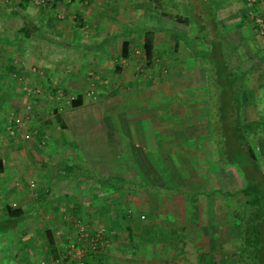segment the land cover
Masks as SVG:
<instances>
[{
  "label": "crops",
  "instance_id": "obj_1",
  "mask_svg": "<svg viewBox=\"0 0 264 264\" xmlns=\"http://www.w3.org/2000/svg\"><path fill=\"white\" fill-rule=\"evenodd\" d=\"M4 2V0H0V4ZM92 2H95V4H92ZM92 2L90 3L91 5L86 6L84 4H79L78 0H46V2L41 4L42 6L35 7L36 3H39L37 0H11V13L24 16L26 21H23L19 26L15 27L16 29L13 31L12 37L8 38L4 35L0 36V45H2L4 49L6 48L3 43H10L8 49H6V53L0 48V88L2 89V93L0 94V264H75L77 259L73 257L75 254L72 255L73 249L71 247L74 242L77 244L79 241L77 240L78 231L75 227V220L78 217L85 218L84 215H86V218L88 217L92 220L96 218V220L106 221L107 219H105V217L107 216L105 214L106 212L110 213L107 209L109 208V204L107 203L106 207L103 206V202L107 200L106 197L108 196L106 192L108 194L112 192V194H110L112 199L110 210L113 209L114 206L118 207L117 209L119 210H117V213L120 215L117 213H115L116 215L112 212L110 213L115 221L117 219L120 220V217H123L121 212L130 207L131 203L140 206L137 204L139 199L144 200L158 196L161 199H168L172 202H176L175 199L178 196L175 194L180 193L178 194L180 197L184 194L185 198L191 200L190 202H195L196 197L194 194L200 192V189L198 190L199 172L195 166L196 161H194L191 154L183 150L181 146L186 143V140H192L191 135L194 132V129H192L193 123H198L202 126L204 120L206 121V128L202 129V135L205 140L210 136L214 145V139L210 135L208 114L206 119H204V117H201V109L198 113L190 112V106L200 103L197 101L195 104H191L188 108L185 107L184 110H180L181 112H173L174 103L170 101H176L179 92H182V90L177 87L174 90L173 87L169 86L164 88L165 86L162 87L159 85V87H157L158 89H165L163 90L164 95L158 90L155 93L158 97H154L152 95V90L155 89V85L150 86L144 83L143 85L147 89L150 87L153 88L151 90V102L149 104L150 108H153V110L151 109V113L148 111L149 108L144 104V100L150 98L149 94L146 96L142 95V92L140 93L137 90V85L134 83L135 79H138L136 78L137 76L134 77V74H137L138 69L143 71L145 70V67H148L149 70H151V73L147 75L153 74V77H155L156 73H160V68L157 64L159 60L163 58L162 55L167 56L163 50L168 47L169 50H174L176 42H164V45L160 47V37L158 36L159 34L157 31L160 26H150L145 22L138 23L136 21L137 23H131L129 20L127 22L124 21L123 29L120 30L118 28L120 27L118 26V14H112L114 13V9H108L107 5L109 2H105L104 6L100 4V0H92ZM252 2L257 8H259L258 6H262L264 9V0H252ZM240 3L241 0H221L216 5L215 12L219 18L223 19L224 23L230 24L235 21L234 14L237 16L240 13L239 10L242 6ZM49 4H52L50 5L52 7L50 12L54 13L53 16L47 14L49 13L48 9H50L48 8ZM63 5L66 7L63 8ZM249 6L250 0H248L247 8ZM1 7L2 6L0 5V23L3 21V19H1ZM153 8L155 7L150 6L149 3H147L144 9L146 11L143 16L154 14ZM236 8L239 10L233 14L231 19H228L231 16L230 12H234ZM127 9L128 8L125 9L124 6H121V13L128 14ZM71 12L75 19L74 22L76 21L80 24L81 22L84 23L87 19L86 21H88V24H93L95 31L105 30L106 28L112 30L118 28V31H108L101 36L99 35V37L96 35L92 41L84 43L90 45V48L83 57L88 55L91 56V59L92 57L94 58V61L96 62L94 66L95 76L104 79L101 80V84H98V87L93 84L97 97L96 99H93L95 102H91V113L93 112L94 116L92 117V120H94V122H101V126H99V128L97 126L95 128L90 126V128H92L91 134H93V142L96 139L103 141V143L101 142L99 150H89L87 154L85 151H82L85 150L84 148L81 150L85 156L88 155L89 162L93 164L92 169L99 178L97 180L89 179L91 183L88 181V184L92 186V190L89 197L83 198H81V195L78 194V192H75L74 189L67 194L62 191L51 197L47 196V192L44 190L45 185L48 184H46L47 182H43L41 176H43V178L44 176L50 178L53 181L51 182V186L57 183V179L52 177L49 168H43L42 166L44 164V157L48 155H46V152H44L39 143V135H42L44 132H46V135L49 133L48 125L47 127L44 126L45 128L40 131L35 128L34 133L28 138L23 136L25 132L29 131L28 125L16 126L13 133L8 127L9 121L14 115L13 113L16 112L14 109L17 107L18 109L24 110V113L28 114L25 109V104L21 105L18 100V93L20 91L22 95L23 92L26 97H29L27 90L24 88L30 87V84H26L28 81L27 79H29V71L31 70L29 62L33 61V59L39 55V53L30 55L28 54V48L25 50L23 47L22 50L24 54L17 55L16 48L13 47L21 44V46H23L24 39L22 37H26L28 40L33 39L31 37L34 34L32 30L39 27V24H46V28L51 27L53 29L55 27L57 29L59 28V30L63 29L61 21L64 20L63 17H65V15H70ZM237 18L239 17L237 16ZM28 21L35 26L33 27L32 25V30L26 28L25 22ZM6 24L12 29L14 28V25L11 22L8 21ZM72 26L71 30L73 31V28L76 27L75 23H72ZM139 26L150 28L154 30L155 33V54L153 61L150 64L147 63L142 48L143 31L141 28L139 29ZM261 26L263 28L264 23ZM262 32L264 31L262 30ZM71 33L72 36L69 37V39L65 38L63 39L64 41H56L61 45L70 46L71 48L69 49L75 52L83 43L79 38L78 32ZM21 34H24V36H21ZM75 34L77 35L75 36ZM119 36H121V39L119 38V47H117L118 51L114 54L110 52L107 53L106 51L108 50L107 47H109V44ZM103 37H105L107 41H100ZM168 38L171 39V36L169 35ZM126 39L129 41V52L124 55L122 52V41ZM27 42L28 41L26 40V44ZM165 45H167V47H165ZM60 53L61 54L58 53L56 56L52 55V57L54 56L56 58L45 59L44 56H41V59H38L40 65H43V69L40 70L42 73H40V76L38 77H40V80L42 78L45 83L47 82L51 87L50 89L54 92L57 90L61 91L63 87L66 90L73 92V98L70 99L71 105L73 99L77 100L78 97H81V104L77 106L79 108L85 107L83 105L86 103V90H83L82 87L80 88V84H77L78 81L75 79L77 78L76 74L70 75L63 71L67 66L66 63L70 62L72 66L74 65L76 67L78 61L80 64L81 58L78 56L77 58H66L67 54H63L62 51ZM251 53L253 60L252 63H259H257L258 68H253L252 66V68H248L246 77L248 78L249 76L252 79L253 74H255L257 69H264V45L263 47L252 50ZM169 58H171V56ZM189 58V62L192 63L191 57ZM112 59L117 61L114 65L111 64ZM184 60L188 62L186 59ZM4 72L6 74H4ZM109 75L125 78L124 80L131 83L132 88L127 85L129 89L126 90L127 88L125 86L117 87L118 85L114 83H112L113 86L110 84H104L107 83L106 77ZM6 76L9 77L8 81L10 84H7L6 82L4 83ZM144 78L145 82L150 81L147 80L146 77ZM108 81L111 82L110 80ZM247 81L248 80H245V82ZM13 82H15V84ZM261 83L262 84L252 83L250 85V87H252L250 88L252 89L251 92L256 93L258 91L256 89L258 86L264 87V78ZM83 84H85V82L82 80L81 85ZM244 88H246L245 84ZM182 89L187 91L185 88ZM123 92L125 93L123 94ZM146 92L148 93V90H146ZM5 95L6 98L8 96V99L4 100L2 97ZM117 97L119 98V102L117 104L114 102L111 103L112 99ZM202 97L200 99H202ZM167 98L169 99L168 101H166ZM241 99L240 96V115L241 110L244 107ZM255 100H257L256 97ZM98 102H101V104L104 103V108H102ZM55 103L60 105L59 108L57 106L55 108L56 113L59 114L58 116L61 122L58 123V125L60 124L61 127H65L69 124L67 117L64 114L67 111H65L67 107L65 99L61 97L58 99V102ZM141 103L143 104V115H133L129 112L128 109L132 108L131 105L141 108ZM162 111L164 113L163 116ZM193 114L197 115L193 117L194 121H190ZM255 117L257 116H252L246 120H243L242 117L241 118L243 121H247L256 120ZM84 120L87 119L81 118L79 124L86 123ZM178 124L183 125L181 126L180 131H177L179 134H176L173 129L174 126ZM187 124H190V128ZM170 129H172V131ZM38 132H40V134ZM73 133H71V135ZM80 133L81 131L77 135L74 133L72 136H68V139H71L76 145L77 142H79L78 135H80ZM200 134L201 132L198 131L197 135ZM256 139H261L262 143L255 142L254 140L253 143H250L257 155V165L255 167L251 162H247L248 165H246L247 171L255 177L261 171H264V134L257 135ZM93 142L90 143L93 144ZM77 149L78 151H76V153H78L81 148L77 147ZM217 150L218 149L215 148L214 156L217 158L216 161L219 164L221 162H227L228 164L235 165L237 170L239 169L238 171L235 169L230 171L233 177L242 173L241 166L238 165L236 161L231 162L228 160L224 161V159L221 160L220 154ZM209 152L211 153L210 150ZM66 154L69 155L70 153L66 152ZM66 154H63L62 156ZM54 155L55 154H51V157ZM35 158L38 160L35 161ZM226 168H231V166L227 165ZM223 170H225V168ZM233 170H235V173ZM58 176L66 177L67 175H65L63 169H60L57 174V177ZM114 178L130 179L140 183L149 184L162 190L159 192L144 190H136L134 192L122 188H119L118 190V188H114L112 182V179ZM32 182H34V184ZM35 183L36 188H34ZM236 185L237 186L232 191L228 192L232 194L236 193L242 186H244V184L240 185L237 183ZM48 188L49 187L46 189ZM100 188H105L106 192L104 195L99 191ZM202 189L203 191L201 192L207 197H213V195H216L219 192V189H217L216 186H206V188ZM135 199L137 201L134 203ZM144 203L146 206L152 205L151 203ZM9 206L14 208L12 215H9L7 211ZM214 208L215 206L207 211L211 215V219L215 218L211 224L206 222L204 225H197L194 227L196 235H200L198 238H201L203 241L207 239L209 245L204 247L200 246L199 250L196 253H192V255L191 253L189 254L187 246L183 248V246L176 247L171 244L169 246L159 247L155 244L154 238L145 236L157 235L152 232V234L144 233L143 231L147 226L144 225L143 230L140 228L141 226L139 223L137 227L139 239L134 240V244L132 243V245H125L123 242V236L126 234L125 231H131L133 233V225L136 226V224H133V221H130L124 223L125 229L121 227V225L117 228H114L111 225V228L114 229L115 232L113 235L114 239L111 240L110 245L103 251L95 254V256L98 257V259H96L100 264H182L183 260L186 261L183 264H191V262H193L192 264H198L197 257L199 252H216L223 254L220 258L222 264L225 262V264H240V258L239 260L235 258V261L232 259L233 256H238V249L236 250L238 245L232 246L234 248V253L230 256L229 253L232 254V252H230V245H228L229 242L228 244L224 243L226 237H237L239 243V226L237 231L233 228L231 235L226 234L225 232H227V228H225V222L218 220L224 216L218 209H215L214 211ZM148 209L150 210V208ZM168 210L171 211V208H168ZM187 212L188 216L191 218L192 215H189L190 210ZM82 214L84 215L82 216ZM109 218H111V216H109ZM190 218H182L179 220L183 222L179 227L181 231L182 229L184 231L186 228L187 232H189L190 228H188V226L192 227V222L189 223V220L193 221V219ZM170 219H173L172 216H170ZM71 221L73 224L72 232L70 230ZM215 223L216 228L214 227ZM210 225L214 228L211 229ZM105 226L110 228V225ZM157 227H160V222H158ZM179 234L182 233L179 231ZM70 237L71 239L68 240L67 238ZM65 239H67V241H65ZM129 250L131 253H128ZM51 255L54 257L53 263L50 257ZM95 256L88 255V261L93 262ZM189 256L192 259H189ZM64 259L65 263L63 261ZM179 260L182 261L180 262ZM220 260L217 258L216 262L218 263Z\"/></svg>",
  "mask_w": 264,
  "mask_h": 264
},
{
  "label": "rangeland",
  "instance_id": "obj_2",
  "mask_svg": "<svg viewBox=\"0 0 264 264\" xmlns=\"http://www.w3.org/2000/svg\"><path fill=\"white\" fill-rule=\"evenodd\" d=\"M5 2L0 4L1 7V19L3 21L0 23V36L4 35L7 36L8 38L13 36V31L16 29V26H19L23 21H26L25 17L20 15V14H13L11 13L12 11L10 8H12V3L11 0H4ZM39 3H36L35 7H39L43 2H46V0H37ZM221 0H171L169 1L166 5L165 8H169V10L173 11H181L182 15L185 16L191 12L193 15L190 18V21L187 22H180L176 21L172 18H168L165 15L161 13V9L155 7L153 8V13L152 15L148 16H143L146 10L145 6L147 3H149L150 6H152L150 0H100L101 5H105V2L108 3V9L113 10L114 13L112 14H118V20H119V25L118 27L120 30L123 29L124 21H130L131 23H140V22H145L146 24L148 23L150 26H157L158 28V36L160 37V47L164 45V42H170L172 41L176 42V45L174 46V50H169V47L163 50L167 56H163L162 59L159 60L157 66H159L160 73H156L155 77L151 75H147L151 73V70H149L148 67H145V70L141 71L138 69L137 74H134V77L138 78L137 80L135 79L134 83H136L137 90L141 93L142 95L146 96L149 94V99L144 100V104L149 108L148 111L153 110V108H150V102H151V90L153 88L147 89L143 84H148L150 86L155 85V89L157 90H152V95L154 97H158L157 94H155L158 90L164 95L163 90L165 89H158L159 85H161L164 88L167 87H173L174 90L177 88H180L182 92L180 91L178 94V98L176 101L172 100L170 102H173V112H181L180 110H184L185 107L188 108L191 104H195V102H200L198 104H195L193 106L189 107L190 112L195 113L199 112L200 109L202 110V115L201 117H204L206 119L207 114L209 113L208 109V104L206 102L207 100V93L206 90L203 88V85L205 83V64H201L199 61L200 59L195 56L192 51L188 48V46L183 42L181 38V33L185 32L189 37H193L194 39V45L198 47H202V49L197 50L199 54L203 53L204 55L209 54L211 52L210 45L207 41L204 39H198L195 38V31L198 29L196 24V20H199L198 16H202L203 19H206V22L209 24L210 28H213L212 22L210 20L211 17L216 14L215 12V7L216 5L220 2ZM92 0H78L79 4H84L86 6L91 5L90 3ZM35 3V2H34ZM165 3V2H164ZM92 4H95V2H92ZM128 4V5H127ZM225 4V3H224ZM242 6L239 9H235L234 12H230L231 16L228 19H231L233 17V14L236 13L237 10H239V15L237 16L234 14L235 21L232 23H224L222 18H219V16L216 14L214 17L215 20L217 19V22L219 24V27L222 30V33L224 34L222 37H224V42L226 45H230L227 40L233 42L236 44L237 52L239 51L240 53V61H238L239 64L242 65L243 68H258L257 63H252V50L263 47L264 45V27L262 28L261 23L256 28H254V19L257 20V17L260 19L262 15H257V12H261L264 14V9L262 6H258V11H254V15L252 11L248 12L247 8V0H241ZM52 4L48 5V12L47 13L49 16H53V12L51 13V6ZM42 6V5H41ZM45 6V5H43ZM121 6H124V8H128V14L126 13H121ZM237 6V5H236ZM239 6V3H238ZM66 6L63 5V8ZM44 8V7H43ZM47 10V8H46ZM134 10V11H133ZM64 11V10H63ZM246 12V16L243 17L244 13ZM140 13V14H139ZM73 13L71 12L70 15H65L64 20L62 22V27L63 29L59 28H46V24H39V27H36L35 30H32L33 27H35L30 21L25 22L26 28L31 29L32 32L34 33L31 37L33 39H29L26 37H22L24 39L23 46L17 45L16 47V53L17 55H20L23 53L22 47L25 48V50H29L30 55H35V53H39L33 61L29 62L30 64V71L28 74L29 79H27L26 84H30V88L36 89L37 87L40 88L39 91H32L28 96L24 95L25 93L19 91L18 93V100L21 103V105L26 104L27 102H30L32 104V109L29 112V114L24 113L22 109H14L16 112L13 113L14 115L17 114H22L24 118L23 125L29 126V132L30 136L34 133V129H38L40 131L41 129L43 130L47 125H48V131L49 133L46 132L42 133L40 136L39 143L41 144L42 149L44 152H46V155L44 158V164L42 165L43 168H49V171L52 175V177L56 178V184L51 186V182H53L50 178L47 176H41L42 180L44 183L48 184L45 185L44 190L47 192V196L51 197L52 195L58 194L60 192H65L66 194L69 193L74 189L75 192H78L80 194L81 198L83 197H89V194L92 190V186L88 184L89 179H84L82 177H75L77 176L80 172L81 173H89L87 172L88 166L90 169L92 168L93 164L89 162V158L84 155V153L81 152V150L84 148L86 154L90 150H99L101 146V140H94L93 142V134H91L92 128L91 127H98L101 126V122H94L92 120L93 112L91 113V102H95L97 97V93L94 89V86L96 85L98 87V84H101V80L104 78L97 77L95 76V61L94 58L91 56H84L85 53L88 51L90 48V45L84 44L87 42L92 41L96 35L99 37V35H103L105 32L111 31L115 32L118 31V28L108 29L106 28L105 30H94L93 24H88V21L85 20L84 23L78 24L76 21L74 22L73 18ZM120 16V17H119ZM263 20H264V15H263ZM252 19V20H251ZM11 22L14 25V28L12 29L9 27L6 23ZM137 21V22H136ZM262 21V20H261ZM6 22V23H5ZM72 23H75V28L72 29ZM122 24V27H121ZM33 25V27H32ZM258 25V24H257ZM51 26V25H49ZM181 31V33L179 32ZM71 32H78L79 38L82 41V46L78 47V50L73 52L69 48L70 46L66 45H61L59 42L56 40L62 41L63 39H69V37L72 36ZM96 34H95V33ZM214 34V33H213ZM58 35V36H57ZM77 34H75L76 36ZM171 36V39L168 38V36ZM21 36H24V34H21ZM46 38V39H44ZM110 39L109 37H107ZM121 39V36L118 38L114 39L110 44L108 50L106 51L107 53H115L117 50L118 43ZM100 39V38H99ZM26 40L28 41L26 44ZM102 42L107 41L105 37L100 39ZM192 40V39H190ZM64 41V40H63ZM9 42L8 43H3L6 49L9 47ZM168 45V44H167ZM165 45V47H167ZM172 45V44H171ZM231 46H227V50ZM1 50L6 53V49L2 45H0ZM210 48V49H209ZM236 48V47H235ZM62 51L63 54H67L66 58L70 57H80V64L78 61V65L76 64V67L69 63H66L67 66L66 68L63 69L64 72L69 73L70 75L76 74L77 78H75L78 83L80 84V88L82 87L83 90H86L85 96H86V103L83 105L85 107L79 108L78 106H73L70 103V99L73 98L72 94L73 92H70L69 90H66L64 87L61 89L62 95L59 98H64L65 99V104L67 105L65 109V115L67 117V120L69 124L65 127H61V125H58V121L56 119V111L55 108L56 106L59 108L60 105H57L55 102H58V92L53 91L50 89L51 87L49 84L43 81L39 74L42 73L40 70H42L43 65L41 66L40 63L38 62V59H41V56H44L45 59L48 58H56L58 53L61 54L60 52ZM33 52V53H32ZM84 52V54H83ZM171 52V53H170ZM24 54V53H23ZM52 55H54L52 57ZM175 55V56H172ZM114 56V55H113ZM112 56V58H113ZM171 56V58H169ZM201 56V55H198ZM34 57V56H33ZM115 57V56H114ZM192 59V63L189 62L190 58ZM64 58V59H66ZM114 59V58H113ZM111 61V64H115L117 61L113 60ZM184 59H186L188 62H186ZM236 61V60H235ZM8 62V61H7ZM110 62V61H109ZM167 63V64H166ZM65 64V65H66ZM164 64V65H163ZM252 64V65H250ZM252 66V67H251ZM41 67V69H40ZM142 67V66H141ZM7 68V67H6ZM75 68V69H74ZM158 68V69H159ZM5 69V68H4ZM147 70V72H146ZM8 73V72H7ZM11 73V72H10ZM4 74H6L4 72ZM143 74V75H142ZM256 74V75H255ZM255 74H253L252 79L248 76L246 77L245 80H248L244 84L246 85V88L241 90L240 96L241 100L243 103V109L241 110V117L243 120H246L252 116H257L255 117L257 120V124L253 125L254 129L249 130V142L253 143L255 142H261V139H256L257 135L264 134V87L258 86L256 88L258 91L256 93H252L250 88V85L253 83H259L262 84L263 78H264V69L259 68L256 70ZM31 75V76H30ZM81 75V77H80ZM120 75V74H119ZM142 75V76H141ZM21 76V75H20ZM141 76V77H140ZM149 76V77H147ZM80 77V78H79ZM106 77V76H105ZM147 80H150L148 82H145V78ZM6 79L4 80V83L6 82L7 84L9 83V77L6 76ZM107 78V83L104 84H110L112 83L117 84V87L125 86L128 90L129 87H131V83L129 81L124 80L125 78L123 77H114L112 75H109ZM251 79V80H249ZM82 80L85 82V84H82ZM110 80L111 82H109ZM2 83V84H4ZM15 84V82H13ZM129 83V84H128ZM138 83V84H137ZM94 84V86H93ZM47 85V87H46ZM129 85V87L127 86ZM146 85V86H148ZM113 86V85H112ZM160 86V87H161ZM139 87V88H138ZM3 88V87H2ZM185 88L187 91H184ZM56 89V87H55ZM0 88V94L1 92ZM148 90V93L146 92ZM245 90V91H244ZM126 92V91H125ZM123 92V94L125 93ZM167 95V94H165ZM2 96V95H1ZM203 96V97H202ZM202 97V99H200ZM255 97L257 100H255ZM2 99H8V96L6 98V95L2 97ZM29 100V101H28ZM143 100V99H142ZM169 99L167 98L166 101ZM251 100V101H250ZM254 101V103H253ZM26 102V103H25ZM103 102V101H102ZM117 104L119 102V98L112 99L111 103ZM102 108H104V103L101 104V102H98ZM136 103V102H135ZM143 103V102H142ZM140 104L141 108L135 107V105H131L132 108L128 109L129 112H131L133 115L135 114H142L143 115V104ZM214 113L213 115H218L220 112V107L219 105L216 107L211 108ZM24 113V114H23ZM218 113V114H217ZM163 111H162V116H163ZM197 114H193L191 117L190 121H194V118ZM200 115V114H198ZM219 119L220 116L218 115ZM81 118H86L87 120H84L86 123H81ZM216 123L217 120L216 118L209 119V124L211 122ZM182 121V120H181ZM189 122V121H188ZM187 122V123H188ZM213 122V124H214ZM202 126L198 123H193L192 129H194L192 136V140H186V143L181 146L183 150L187 151L191 156L193 157V160L195 162V166L199 172V188L200 192L195 193L194 196L196 197L195 202H190L191 200L188 198H185L184 194L181 195V197L178 195L180 193H176L178 197L175 199L176 202H172L171 200H164L159 198L158 196H155L150 199H139L137 204L140 206L131 203L130 207L124 209L121 214L123 217H120V220H114L112 215L110 213L112 212L113 214L117 213V208L114 206L113 209L110 210V203L112 202V199L110 197V194H108L105 191V188H100L99 191L104 195H108L103 202V206L106 207V204H109V210L110 213L106 212L105 219L106 221H100L95 219H89L88 217L86 218V215H84L85 218H83L86 222L90 223L91 225H96V224H103V225H111L114 228H117L121 225L125 229L124 223L133 221V224H136L134 226V231L133 233L131 231H125L126 234H124V240L123 242L128 245H132L134 240L139 239V236L137 234V227L138 223L140 224V228L143 229L144 225L147 226L145 230L143 231L144 233H155L157 236H148L145 235L146 237H151L155 238L154 242L157 244L159 247L163 246H169L172 244H175L176 246H187V250L189 251V254L191 253H196L200 246L204 247L209 245V242L207 239L203 241L201 238H198L200 235H196L195 231V226L197 225H204L206 222L211 224L212 221H214L211 215L207 212L211 208L218 209L219 212L224 216L223 218H219L218 220L224 221L225 222V228H227L226 234H232L233 228L235 231H237L238 224H239V219L242 213V209L246 200V196L242 194L241 192H236V193H229L228 191H232L237 185H243L245 184V179L243 177V174L240 173L238 176H232L231 170L235 169L237 170L236 166L233 164H228L227 162H221L220 164L216 161L217 158L214 156L215 155V147L213 145V142L211 141L210 136L205 140L204 136L202 135V129L206 128V121L204 120L202 122ZM82 125V127H81ZM183 125V124H182ZM180 124L174 126V133L179 134L177 131H180L181 126ZM187 126L190 128V124H187ZM81 127V128H80ZM83 128V129H82ZM169 128V127H168ZM82 129V130H80ZM172 131V129H170ZM81 131L80 135H78V141L77 144L75 145L71 139H68V136L71 135V133H75L76 135L79 134ZM170 131V132H171ZM198 131L201 132L200 135L198 134ZM40 134V132H38ZM62 133V134H61ZM73 133V134H74ZM208 133V132H207ZM72 134V135H73ZM71 135V136H72ZM24 136V135H23ZM251 138V140H250ZM255 138V139H254ZM254 140V141H253ZM77 141V140H76ZM90 142H93L90 143ZM181 142V141H180ZM182 143V142H181ZM250 143V144H251ZM252 145V144H251ZM77 147L81 148L78 153ZM211 151V153L209 152ZM66 152H69L70 154L67 155ZM180 152V151H178ZM234 152V151H233ZM231 152V153H233ZM51 154H55L53 157H51ZM63 154H66L62 156ZM234 154H236L234 152ZM60 155V156H59ZM237 154L234 155V158H237ZM226 157V156H225ZM239 157V156H238ZM51 158V159H50ZM35 161L38 159H34ZM43 161V160H42ZM226 161V158L224 159ZM73 164V169L70 172L69 176L66 177H61L58 176V171L63 168L64 164ZM76 163V164H75ZM228 166H231V168H226ZM39 166V165H38ZM87 168V169H85ZM225 168V170H223ZM227 169V170H226ZM235 170L233 172L235 173ZM239 170V169H238ZM237 170V171H238ZM237 173V172H236ZM231 176V177H230ZM75 177V178H74ZM233 177V178H232ZM35 182V181H34ZM34 182H32L34 184ZM91 183V181H89ZM31 183V182H30ZM206 186L209 187H214L216 186L217 189H219V192L216 195H213V197H207L204 195L201 191H203L202 188H206ZM49 187L48 189H46ZM219 187V188H218ZM34 188H36V183L34 185ZM107 190V189H106ZM39 191V190H38ZM104 191V192H103ZM104 200V199H103ZM212 200V201H211ZM110 201V202H109ZM137 200H134V203ZM151 203L152 205H147L144 203ZM114 204V200H113ZM108 206V205H107ZM218 206V207H217ZM116 208V209H115ZM150 208V210L148 209ZM168 208H171V211L168 210ZM129 209V210H128ZM163 209V210H162ZM188 210H190L189 215H192L193 221L189 220V223L192 222V227L188 226L189 232H187L186 228L180 230V225H182V221H179L182 218H190L188 216ZM119 211V210H118ZM120 215L119 213H117ZM116 215V214H115ZM111 216V218H109ZM170 216H172L173 219H170ZM190 218V219H191ZM230 220H228V219ZM126 219V220H125ZM170 219V220H169ZM232 219V221H231ZM172 220V221H171ZM158 222H160V227H157ZM149 225V226H148ZM73 224L72 221L70 222V230L71 232L73 231L72 228ZM206 227V226H205ZM211 229L214 227L216 228V223L214 224V227L210 225ZM132 228V227H131ZM224 228V229H225ZM179 229V230H178ZM206 229V228H204ZM180 233L182 234H179ZM129 233V234H128ZM151 233V234H152ZM196 236H195V235ZM68 240L71 239L67 238ZM65 239V241H67ZM229 242V244H228ZM226 244L230 245V252L229 255L232 256L234 253V248L232 246L239 245L238 243V238L235 237H226L225 242ZM134 244V243H133ZM217 244V243H216ZM127 248V247H126ZM128 249V248H127ZM238 247H236V250ZM132 250V249H131ZM128 253H131L130 250ZM52 259L53 263V255L50 256ZM237 258L239 260L238 256H233L232 259L234 260ZM181 259V258H180ZM189 259H192L189 256ZM65 263V259L63 260ZM180 262L182 260H179ZM194 261V260H193ZM235 261V260H234ZM179 262V263H180ZM186 261L183 260V263ZM182 263V264H183ZM193 262H191L192 264ZM187 264V263H186ZM241 264V262H240Z\"/></svg>",
  "mask_w": 264,
  "mask_h": 264
},
{
  "label": "trees",
  "instance_id": "obj_3",
  "mask_svg": "<svg viewBox=\"0 0 264 264\" xmlns=\"http://www.w3.org/2000/svg\"><path fill=\"white\" fill-rule=\"evenodd\" d=\"M171 0H150L152 6L161 9V13L168 18H172L176 21L187 22L190 21L191 12L183 16L181 11L169 10L165 8V5ZM178 1V0H177ZM165 2V3H164ZM248 3V0H247ZM258 8L250 0V6L248 12L254 11ZM257 15H263L261 12H257ZM216 15V14H215ZM214 15V16H215ZM212 16L210 18L213 28H210L206 19L200 15L199 20H196L197 30L195 31V38L204 39L210 45L209 54L204 55L199 54L197 50L202 49L194 45L193 37H189L185 32L181 33V38L183 42L188 46L190 51L197 56L201 64H205V83L203 87L207 93V104H208V118H216L217 122L214 124L210 123V135L214 139V147L217 148V152L220 154V159H225L231 162L236 161L238 165L241 166L242 174L245 179V184L242 186L238 192H241L246 196V200L242 209V213L239 219V245H238V256L240 258L241 264H264V171L259 174L252 176L247 171V162H251L256 167L257 155L253 149V146L249 142V130L254 129L253 125L257 124V120H247L243 121L240 115V91L244 86V80L246 78L248 69L243 68L240 61V53L237 52V46L233 42L227 40L231 46L227 50L224 46V34L217 22L216 17ZM246 16V12L243 17ZM248 16H246L247 18ZM256 19V18H255ZM252 25L254 28L259 27L264 23L262 20H255ZM252 20V19H251ZM258 24V25H257ZM142 29V48L145 54V58L148 64L152 63L155 46L154 30L139 26ZM214 33V34H213ZM192 39V40H190ZM129 41H122V52L124 55L128 54ZM236 47V48H235ZM201 55V56H198ZM236 60V61H235ZM81 104V97L77 100H72V105L77 106ZM220 107L219 116L213 115L214 111L211 109L213 107ZM56 118L58 123L60 122L59 114L56 113ZM237 149V151H236ZM239 156L234 158V152ZM233 152V153H231ZM226 156V157H225ZM76 164V163H75ZM65 175H69L73 169V164H64L62 168ZM87 169V168H85ZM89 173H79L75 177H82L90 180H97L99 176L93 171V169L88 166L87 169ZM114 188H122L128 191H150L159 192L162 189L151 186L149 184L140 183L134 180H127L123 178L112 179ZM9 215H12L14 208H7ZM135 226V225H133ZM155 239V238H154ZM172 244V243H170ZM172 246H176L172 244ZM178 247V246H176ZM223 256L222 253L216 252H202L198 253V264H222L220 258ZM219 258L220 262H216ZM226 263V262H225ZM224 263V264H225Z\"/></svg>",
  "mask_w": 264,
  "mask_h": 264
},
{
  "label": "built area",
  "instance_id": "obj_4",
  "mask_svg": "<svg viewBox=\"0 0 264 264\" xmlns=\"http://www.w3.org/2000/svg\"><path fill=\"white\" fill-rule=\"evenodd\" d=\"M262 20V17L259 19L257 17V21ZM27 90L28 95L32 91H39L40 88L37 87L36 89H32L30 87H24ZM58 98L62 95L61 91H57ZM26 112L31 111L32 104L30 102H27L25 104ZM24 118L22 115L17 114L13 115V117L9 121V128L11 132L13 133L15 131L16 126L23 125ZM24 137L28 138L30 137V132H25ZM75 227L78 231V243L75 244V242L71 245L73 249V254H75L73 257L77 259L75 264H100L97 260L98 257L95 256L96 253H99L103 251L107 246L110 245L111 240L114 239V229L109 228L103 224H96L91 225L90 223L86 222L82 218L78 217L75 220ZM88 255H94L95 258L93 262H89L87 259ZM97 258V259H96Z\"/></svg>",
  "mask_w": 264,
  "mask_h": 264
}]
</instances>
